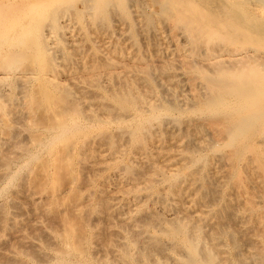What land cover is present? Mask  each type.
Listing matches in <instances>:
<instances>
[{"label":"bare ground","instance_id":"6f19581e","mask_svg":"<svg viewBox=\"0 0 264 264\" xmlns=\"http://www.w3.org/2000/svg\"><path fill=\"white\" fill-rule=\"evenodd\" d=\"M2 1L0 264H264V0Z\"/></svg>","mask_w":264,"mask_h":264},{"label":"rangeland","instance_id":"374dc122","mask_svg":"<svg viewBox=\"0 0 264 264\" xmlns=\"http://www.w3.org/2000/svg\"><path fill=\"white\" fill-rule=\"evenodd\" d=\"M1 2H2V3H1ZM1 4H3V1H2V0H0V9H3V8H1V6H2Z\"/></svg>","mask_w":264,"mask_h":264}]
</instances>
